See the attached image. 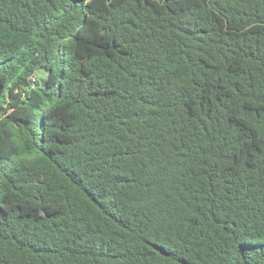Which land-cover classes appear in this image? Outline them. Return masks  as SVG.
<instances>
[{"label": "trees", "instance_id": "16d2710c", "mask_svg": "<svg viewBox=\"0 0 264 264\" xmlns=\"http://www.w3.org/2000/svg\"><path fill=\"white\" fill-rule=\"evenodd\" d=\"M0 264H264V0H0Z\"/></svg>", "mask_w": 264, "mask_h": 264}, {"label": "rangeland", "instance_id": "374dc122", "mask_svg": "<svg viewBox=\"0 0 264 264\" xmlns=\"http://www.w3.org/2000/svg\"><path fill=\"white\" fill-rule=\"evenodd\" d=\"M46 77L45 71H39L34 74V78L37 79V82H41Z\"/></svg>", "mask_w": 264, "mask_h": 264}]
</instances>
